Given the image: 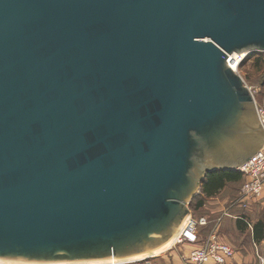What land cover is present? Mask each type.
Instances as JSON below:
<instances>
[{
  "label": "water",
  "instance_id": "95a60500",
  "mask_svg": "<svg viewBox=\"0 0 264 264\" xmlns=\"http://www.w3.org/2000/svg\"><path fill=\"white\" fill-rule=\"evenodd\" d=\"M244 53L264 0H0V260L171 246L207 175L264 147Z\"/></svg>",
  "mask_w": 264,
  "mask_h": 264
},
{
  "label": "rangeland",
  "instance_id": "374dc122",
  "mask_svg": "<svg viewBox=\"0 0 264 264\" xmlns=\"http://www.w3.org/2000/svg\"><path fill=\"white\" fill-rule=\"evenodd\" d=\"M244 54H246V56L242 60L238 74L244 79L246 85L253 92L258 108L264 110V91L262 88L264 82V66L260 67L258 65V60L260 58L264 59V53H244ZM237 55L241 56L242 54L241 55L237 54ZM242 184L243 182L239 184H235L233 186L228 185L227 188L223 192H221L218 196L220 201L223 202L224 205L223 209L231 216L228 217L224 216L223 215L224 211L223 212L215 211L216 206H219V204L216 205L217 202L214 201L215 199L214 200L208 199L205 202L203 208L199 210H195V206L201 198L200 197L201 190L189 205L190 214L192 213V215L197 218L198 216H210L211 220H214L222 216L223 221L221 222L218 228L220 239L223 242L231 245L238 253H240L244 257H246V255H248L249 252L254 254V255L251 254L253 256V260L251 263L248 264H259L257 259V252L264 254V249H263L264 247L263 248L254 247V245L252 244V237H251L252 230L248 229L245 232H240L236 227V219L240 214L245 213L252 224L256 222L261 217V215L264 214V200H261L260 202L257 203H252L248 208L232 206L233 199H236L240 196ZM205 236H208V234ZM189 246L190 245L177 246V248H174L172 251H169L167 254H163L162 256L164 258L159 259V262H164L167 260L171 263H174L175 260L178 264H184L183 258L189 252V251L187 252V250L190 248ZM170 252H174V253H170ZM0 264H4V263L0 262Z\"/></svg>",
  "mask_w": 264,
  "mask_h": 264
},
{
  "label": "built area",
  "instance_id": "2783aa9c",
  "mask_svg": "<svg viewBox=\"0 0 264 264\" xmlns=\"http://www.w3.org/2000/svg\"><path fill=\"white\" fill-rule=\"evenodd\" d=\"M234 55L228 58L230 66ZM258 111L260 119L264 124V110L258 108ZM240 172L245 176V181L242 184L237 204L241 208H248L252 203L259 201L264 194V147L240 169ZM223 215L227 217L231 216L227 212H224ZM222 221V216L211 220L210 216H200L196 218L191 213L190 219L182 229L170 251L177 248V246L190 245L193 246V249L184 256L183 259L185 264H231L237 252L231 245L223 242L219 237L218 228ZM212 222L214 223L212 232L206 238L201 239V230ZM162 255L156 258H148L129 263L120 262L107 264H156L155 261ZM257 259L259 264H264V254L257 252Z\"/></svg>",
  "mask_w": 264,
  "mask_h": 264
},
{
  "label": "trees",
  "instance_id": "16d2710c",
  "mask_svg": "<svg viewBox=\"0 0 264 264\" xmlns=\"http://www.w3.org/2000/svg\"><path fill=\"white\" fill-rule=\"evenodd\" d=\"M258 65L260 67L264 66V59L260 58L258 60ZM264 91V82L262 85ZM245 181V176L239 171H216L209 173L205 178L204 182L201 185V194L200 200L197 202L195 206V210H199L204 207L205 202L213 197L218 196L222 191H224L228 185H235ZM239 197L233 199L232 206H239L237 201ZM200 217V216H198ZM197 218V217H196ZM250 225L252 226V241L255 244H259L264 240V214L254 222L253 224L249 221L248 216L245 213H242L236 219V227L240 232H245L250 229ZM214 227V223L212 222L210 225L206 226L201 230V239L206 238L209 235L211 230Z\"/></svg>",
  "mask_w": 264,
  "mask_h": 264
},
{
  "label": "crops",
  "instance_id": "0c3cea01",
  "mask_svg": "<svg viewBox=\"0 0 264 264\" xmlns=\"http://www.w3.org/2000/svg\"><path fill=\"white\" fill-rule=\"evenodd\" d=\"M223 192V191H222ZM219 196V195H218ZM218 196H216V197H213V198H210L211 200H214L215 202H217V204L216 205H218L219 204V206H216V210L215 211H221V212H225V210L223 209L224 208V205H223V202H221L220 201V199H219V197ZM218 198V199H217ZM261 200H264V194H263V196H262V198L259 200V201H257V202H260ZM257 202H255V203H257ZM223 209V210H222ZM217 212H214V213H217ZM220 213V212H219ZM250 229L252 230V226L250 225ZM252 237V236H251ZM252 244L254 245V247H258V248H263L264 247V240L261 242V243H259V244H255L253 241H252ZM190 248L187 250V252L189 251H191L192 249H193V246H189ZM191 249V250H190ZM252 249H254V248H252ZM264 249V248H263ZM188 252V253H189ZM237 252V251H236ZM254 252V251H253ZM168 253V252H167ZM166 253V254H167ZM170 253H174V252H170ZM251 252H249L248 253V255H246V257H244L243 255H241L240 253H236V257H235V259H234V261L233 262H231V264H248V263H251L252 262V260H253V256L252 255H254V254H252ZM164 257L163 256H161V258H158L155 262H156V264L158 263V264H160V263H162V264H178L175 260H174V263H171V262H169V261H164V262H159V259H163ZM184 264H185V262H184Z\"/></svg>",
  "mask_w": 264,
  "mask_h": 264
},
{
  "label": "bare ground",
  "instance_id": "6f19581e",
  "mask_svg": "<svg viewBox=\"0 0 264 264\" xmlns=\"http://www.w3.org/2000/svg\"><path fill=\"white\" fill-rule=\"evenodd\" d=\"M245 56H246V54H242L241 56L234 55L233 58H232L231 66H232V69L235 70L237 73L239 72L242 60L245 58ZM236 66H237L238 69L236 68ZM175 242H176V240L172 243L171 246H169L168 248H166V249H164V250H162V251H160L158 253H155V254H152V255H149V256H145V257H141V258L131 259V260H128V261H125V262L129 263V262H134V261H138V260H144V259H148V258H156V257H158V256H160L162 254H166L167 252H169L173 248ZM0 262L4 263V264H15V263H11V262H5V261H2V260H0ZM105 264H107V263H105Z\"/></svg>",
  "mask_w": 264,
  "mask_h": 264
}]
</instances>
